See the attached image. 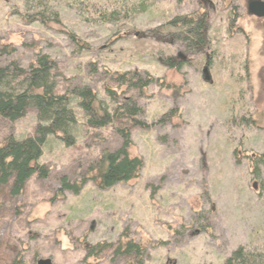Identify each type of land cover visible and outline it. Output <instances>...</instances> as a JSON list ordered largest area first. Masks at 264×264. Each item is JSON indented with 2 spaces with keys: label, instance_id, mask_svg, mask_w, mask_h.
Masks as SVG:
<instances>
[{
  "label": "rangeland",
  "instance_id": "1",
  "mask_svg": "<svg viewBox=\"0 0 264 264\" xmlns=\"http://www.w3.org/2000/svg\"><path fill=\"white\" fill-rule=\"evenodd\" d=\"M204 1L0 0V65L28 70L47 56L58 94L88 86L110 109L131 100L148 127L81 123L71 147L51 138L40 160L50 177L33 176L15 201L0 197V264H225L239 247L264 255V20L248 15V0ZM207 8L206 54L167 37L175 19ZM155 30L163 38L146 37ZM132 74L151 83L132 87ZM35 126L34 110L0 120V141ZM118 128L144 162L138 179L105 191L89 181L58 199L61 178L79 183L103 149H120ZM129 242L141 255L118 254Z\"/></svg>",
  "mask_w": 264,
  "mask_h": 264
},
{
  "label": "trees",
  "instance_id": "2",
  "mask_svg": "<svg viewBox=\"0 0 264 264\" xmlns=\"http://www.w3.org/2000/svg\"><path fill=\"white\" fill-rule=\"evenodd\" d=\"M207 15V12L197 13L175 19L171 27L178 31L170 32L167 37L180 41L189 54H206L210 46V24ZM33 17L42 23L46 22L43 13H37ZM147 36L161 39L164 35L155 30L153 33L147 32ZM4 53L12 55L14 51L5 49ZM171 61L173 60L165 61L167 66H172ZM208 63L209 58L206 56V64ZM54 70L55 64L47 56H38L28 70L22 69L16 62L8 66L0 65V120L14 124L23 119L29 111L36 112V126L32 136L18 138L9 135L0 141V197L15 201L23 194L33 176L48 179L50 170L40 165V160L49 140L52 138L67 147L73 146L76 143V127L81 123L90 129H103L112 125L115 120L123 122L127 119L136 127L148 128L146 124L136 120L142 110L136 104L132 105L131 100L124 106L117 105L116 108L110 109L109 104L102 101L88 86L75 89L70 94H58ZM131 77L129 81L132 82V87L142 91L151 83L150 79L141 80L138 74H132ZM120 78L123 80L125 76ZM107 93L109 98L113 95L110 90ZM174 116L172 111L165 115L161 122L164 123L166 118L172 120ZM117 133L122 140L120 149H103L98 158L89 164L84 178L79 183H71L67 177L61 178L58 199H64L66 192L78 195L89 181L105 191L118 184H128L138 179L144 162L141 158L130 155L131 133L125 128H118ZM260 158L259 162L263 163ZM2 199L4 203L7 201L6 198ZM0 202L1 213V198ZM11 208L18 212L16 205ZM121 253L141 255V247L129 242L124 251L118 250V254ZM12 264H24V261L16 258ZM225 264H264V255L239 247Z\"/></svg>",
  "mask_w": 264,
  "mask_h": 264
},
{
  "label": "water",
  "instance_id": "3",
  "mask_svg": "<svg viewBox=\"0 0 264 264\" xmlns=\"http://www.w3.org/2000/svg\"><path fill=\"white\" fill-rule=\"evenodd\" d=\"M250 15L258 19H264V2L258 1L249 6ZM37 264H53L50 259H42Z\"/></svg>",
  "mask_w": 264,
  "mask_h": 264
},
{
  "label": "flooded vegetation",
  "instance_id": "4",
  "mask_svg": "<svg viewBox=\"0 0 264 264\" xmlns=\"http://www.w3.org/2000/svg\"><path fill=\"white\" fill-rule=\"evenodd\" d=\"M258 1H261V0H248L246 11H247V13H248L249 16H250L249 6H250L252 3H255V2H258ZM202 2H205V3H207V2L204 1V0H199V3L202 4L203 7H204L205 5H204ZM207 4L211 5L209 2H208ZM208 9H209V8L205 9V12H206V10H208ZM263 20H264V19H263Z\"/></svg>",
  "mask_w": 264,
  "mask_h": 264
}]
</instances>
